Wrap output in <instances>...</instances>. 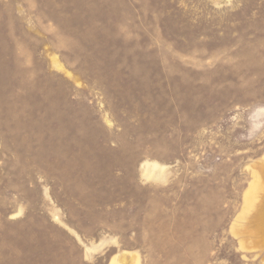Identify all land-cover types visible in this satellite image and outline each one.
<instances>
[{
  "label": "rangeland",
  "instance_id": "1",
  "mask_svg": "<svg viewBox=\"0 0 264 264\" xmlns=\"http://www.w3.org/2000/svg\"><path fill=\"white\" fill-rule=\"evenodd\" d=\"M0 264H264V0H0Z\"/></svg>",
  "mask_w": 264,
  "mask_h": 264
}]
</instances>
